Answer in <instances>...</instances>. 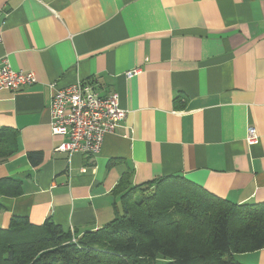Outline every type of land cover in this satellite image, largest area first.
<instances>
[{
    "label": "crops",
    "instance_id": "1",
    "mask_svg": "<svg viewBox=\"0 0 264 264\" xmlns=\"http://www.w3.org/2000/svg\"><path fill=\"white\" fill-rule=\"evenodd\" d=\"M4 57L37 78L0 93V129L16 135L0 180L22 187L0 188L4 227L50 221L74 238L106 227L128 175L133 186L178 175L232 204L264 203V0H0ZM80 81L128 111L93 157L56 151L51 131V86ZM235 256L264 264V249Z\"/></svg>",
    "mask_w": 264,
    "mask_h": 264
},
{
    "label": "trees",
    "instance_id": "2",
    "mask_svg": "<svg viewBox=\"0 0 264 264\" xmlns=\"http://www.w3.org/2000/svg\"><path fill=\"white\" fill-rule=\"evenodd\" d=\"M14 141L11 129H0V160L12 154ZM29 158L36 163L40 154L30 153ZM130 180L125 176L116 190L120 208L115 219L75 235V241L53 222L35 226L24 217H13L8 230L0 233L26 228L41 231L47 240L66 241L57 250L65 264H242L233 256L264 249V203L232 204L178 175L139 186ZM0 188L10 196L22 194L21 182L13 178L1 179ZM135 191L140 192L138 201ZM31 251L12 250L0 256V264H36L41 256L27 258ZM47 259L41 264L56 263Z\"/></svg>",
    "mask_w": 264,
    "mask_h": 264
},
{
    "label": "built area",
    "instance_id": "3",
    "mask_svg": "<svg viewBox=\"0 0 264 264\" xmlns=\"http://www.w3.org/2000/svg\"><path fill=\"white\" fill-rule=\"evenodd\" d=\"M138 70L130 72L131 77ZM37 78L32 72L16 71L8 58L0 59V93L5 90L19 91L33 86ZM51 131L61 137L56 151L72 155L96 156L102 151L105 137L116 132L127 117L128 111L120 105L119 95H101L96 83L84 81L65 88L51 86ZM260 135L256 127H249L247 142L255 145Z\"/></svg>",
    "mask_w": 264,
    "mask_h": 264
},
{
    "label": "rangeland",
    "instance_id": "4",
    "mask_svg": "<svg viewBox=\"0 0 264 264\" xmlns=\"http://www.w3.org/2000/svg\"><path fill=\"white\" fill-rule=\"evenodd\" d=\"M139 193V191H135L134 193V199L137 201L140 200ZM211 215L212 217L215 215L213 211H211ZM0 229L8 230V227H4L0 223ZM160 231L170 232V229H161ZM73 241H75L74 237ZM64 244H66V241L58 239L47 240L46 236L41 231L37 230L24 228L15 233L5 231L4 233H0V256L5 257L12 250L18 249L19 251H23L30 247L32 251L27 254V258L34 256L32 260L35 259L36 261V257L41 256L36 264H41L46 258H48L47 261L56 259L55 264H65L57 253L58 247ZM233 261L239 262L236 256H233Z\"/></svg>",
    "mask_w": 264,
    "mask_h": 264
}]
</instances>
